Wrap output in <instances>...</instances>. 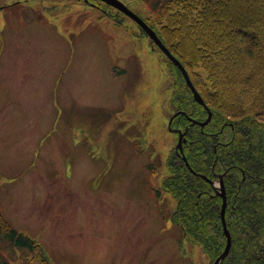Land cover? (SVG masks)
I'll return each instance as SVG.
<instances>
[{
	"label": "rangeland",
	"instance_id": "374dc122",
	"mask_svg": "<svg viewBox=\"0 0 264 264\" xmlns=\"http://www.w3.org/2000/svg\"><path fill=\"white\" fill-rule=\"evenodd\" d=\"M99 1L0 0V209L51 264H209L154 196L177 140L168 61Z\"/></svg>",
	"mask_w": 264,
	"mask_h": 264
},
{
	"label": "trees",
	"instance_id": "16d2710c",
	"mask_svg": "<svg viewBox=\"0 0 264 264\" xmlns=\"http://www.w3.org/2000/svg\"><path fill=\"white\" fill-rule=\"evenodd\" d=\"M142 3L146 13L140 17L183 65L208 108L194 101L180 70L153 45L172 75L169 102L178 113L170 128H186L181 149L173 146L166 156L167 173L162 187L154 189L156 201L166 193L172 208L165 218L180 242L212 264L225 237L222 198L206 177L221 176L231 245L220 264H264V0ZM208 111L211 116L201 125ZM148 166L152 172L157 167ZM0 264H51L43 247L14 227L1 209Z\"/></svg>",
	"mask_w": 264,
	"mask_h": 264
},
{
	"label": "water",
	"instance_id": "95a60500",
	"mask_svg": "<svg viewBox=\"0 0 264 264\" xmlns=\"http://www.w3.org/2000/svg\"><path fill=\"white\" fill-rule=\"evenodd\" d=\"M110 5H112L113 7L119 9L120 11H122L123 13H125L127 16H129L131 19H133L148 35L149 37L152 39V41L155 43V45H157L161 51L169 58V60L171 62H173L180 70V72L182 73L184 80L186 82V85L190 88L191 92H192V96L193 99L198 102L199 104L204 105V102L202 100V98L200 97L199 93L197 92V90L194 88L193 84L191 83L189 76L186 72V70L184 69V67L181 65V63L169 52V50L164 46V44L160 41V39L156 36L155 32L148 27L145 22L139 17L137 16L134 12H132L129 8H127L122 2H120L119 0H102ZM204 107L208 110V108L204 105ZM211 116L210 111H208V116L206 118V120L204 122H200L201 125L205 124L209 118ZM171 120V118H170ZM180 138H181V133H179V139L177 142L176 147L178 149H181V144H180ZM183 160L185 161L186 165L189 166L188 162L186 161V158L183 156ZM220 181L222 182V180L220 179ZM220 182V184H221ZM221 190L223 191V201H222V205H221V221L223 224V228H224V234L226 237V243H225V247L222 251V253L215 259V261L213 262V264H218L220 262V260L228 253V250L230 248L231 245V237L229 232L226 229L225 226V222H224V209H225V203H226V198H225V192H224V186L222 183V188Z\"/></svg>",
	"mask_w": 264,
	"mask_h": 264
},
{
	"label": "flooded vegetation",
	"instance_id": "af4514ba",
	"mask_svg": "<svg viewBox=\"0 0 264 264\" xmlns=\"http://www.w3.org/2000/svg\"><path fill=\"white\" fill-rule=\"evenodd\" d=\"M174 130H180L181 132L184 133V135L186 133V128H184L182 130L181 129H174ZM176 133H177V137H178V131H176ZM184 135L182 137V140L184 139ZM182 142H184V141H182ZM220 178H221V176H218V175H215V179L214 180H211L210 178L206 177L207 181H209L211 183V185L213 186L214 189H216L215 184L218 183ZM218 190H220L219 187H218V189H216V191H218Z\"/></svg>",
	"mask_w": 264,
	"mask_h": 264
},
{
	"label": "bare ground",
	"instance_id": "6f19581e",
	"mask_svg": "<svg viewBox=\"0 0 264 264\" xmlns=\"http://www.w3.org/2000/svg\"><path fill=\"white\" fill-rule=\"evenodd\" d=\"M172 118H173V117H171V119H172ZM218 182H219V186H218V187H219V189H220V191H221V187H220V182H221V181H218ZM221 198H222V197H221ZM222 201H223V198H222Z\"/></svg>",
	"mask_w": 264,
	"mask_h": 264
}]
</instances>
